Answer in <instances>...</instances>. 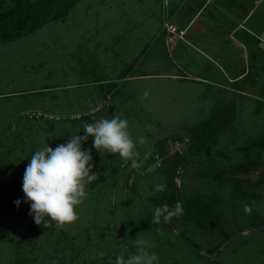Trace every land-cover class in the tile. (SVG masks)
<instances>
[{"label": "rangeland", "instance_id": "1", "mask_svg": "<svg viewBox=\"0 0 264 264\" xmlns=\"http://www.w3.org/2000/svg\"><path fill=\"white\" fill-rule=\"evenodd\" d=\"M13 4L0 0V12ZM196 10L197 0H76L66 16L0 43V92L25 93L19 96L24 102L19 108H12L13 100L10 106L0 100V264H115L122 251L126 256L136 252L137 239L157 255L156 264H264V179L251 180L264 168V148L261 159L254 149L245 150L264 131V64L262 69L249 66V72L235 77L230 93L211 95L205 89L200 98L196 77L202 58L180 38L197 33L201 19L197 22L196 15L186 32L190 22L183 17H192ZM166 25L175 30L168 31ZM182 72L189 79L181 78ZM207 77L224 80L216 67ZM103 79L105 84L97 85ZM95 93L102 95L93 97ZM109 94L108 106L80 118L55 121L24 113L78 115L95 109ZM83 97L89 103L79 104ZM69 98L77 107L64 108ZM223 99L232 104L221 108L230 118L213 135L211 161L189 146L182 156L191 162L179 177L180 166L176 168L175 184H169L166 171H173V164L164 152L173 140L189 138L190 128L206 122L212 105ZM114 115L129 121L139 167L98 152L89 137L82 149L91 150L98 179L87 188L80 219L64 228L47 217L48 227L43 221L37 225L22 191L31 156L46 144L55 149L72 135L83 136L84 123ZM141 136L143 145L138 143ZM256 157L260 164L251 179L232 178L226 169L220 174L212 167ZM156 161L158 167L149 173ZM159 183L167 185L165 192L155 191ZM197 196V212L182 210L172 218V227L163 219L151 223L155 207L166 203L171 208ZM204 203L206 209L200 211ZM230 233L238 235L221 248Z\"/></svg>", "mask_w": 264, "mask_h": 264}, {"label": "clouds", "instance_id": "2", "mask_svg": "<svg viewBox=\"0 0 264 264\" xmlns=\"http://www.w3.org/2000/svg\"><path fill=\"white\" fill-rule=\"evenodd\" d=\"M147 98L148 93H144ZM151 127V125H147ZM84 135H72L66 144H59L55 149L46 144L31 156L25 169L22 191L25 202L31 206L30 215L35 223L40 225L43 221L48 227L47 217L58 228H64L76 223L79 219V207L88 197L87 188L98 179L92 169L91 150H83L82 144L89 137L93 138V147L98 152L118 155L124 164L131 162L132 168L139 167V151L129 131V121L114 115L111 119H95L92 123L83 124ZM146 142L143 136L138 143ZM149 173L151 168L147 170ZM142 175L144 173H141ZM167 185L159 183L155 191L163 193ZM21 201L17 200L19 207ZM246 214L251 213V208L245 204ZM182 214V206L177 203L169 207L166 203L155 207L151 223H169L173 217ZM163 235V233H160ZM158 257L149 250L147 242L136 240V252L125 255L122 251L115 259V264H156Z\"/></svg>", "mask_w": 264, "mask_h": 264}, {"label": "crops", "instance_id": "3", "mask_svg": "<svg viewBox=\"0 0 264 264\" xmlns=\"http://www.w3.org/2000/svg\"><path fill=\"white\" fill-rule=\"evenodd\" d=\"M196 15L197 22L198 19H201L200 23H197V33L193 32L190 36L191 39L188 37L190 34L184 37L180 36V38L187 42V44H191L197 50V55H200L202 58L201 62L197 61L199 70H197L196 78L200 86L198 89V91L200 90L199 97H202L204 91H206L205 89H208L211 95H213L212 92L216 93V91H220L224 96L233 91L230 87L231 81L235 77L239 78V75H243L245 70L249 72V66L254 65L261 69L263 68L264 0H197V10L193 16L189 18L183 16L190 22L186 26V32L188 29L190 31L192 26L191 22H193ZM236 59L237 61L234 62ZM212 67L218 68L224 80L207 77V71L210 72ZM184 72H182L184 76H181V78L189 79L186 78L188 75ZM139 76H147V74H141ZM105 82L106 80L104 79L99 80L97 85H104ZM93 84L95 85V82ZM101 93L108 94L106 91ZM101 93H95L92 96L98 97L99 94L102 95ZM24 94V91L16 90L0 92V98H3L0 100L7 101L8 106L11 105L12 108H19L22 107L23 102L19 101V96ZM10 100H13V103L11 102L9 105ZM81 102H79L81 105L89 103L85 97L82 98ZM228 102V99H223L217 104L212 105L209 114L217 106L231 108L232 104ZM59 103L62 104V102ZM76 105L69 98L64 103V108L77 107ZM49 106L52 108L53 105L49 104ZM224 112H226V109H224Z\"/></svg>", "mask_w": 264, "mask_h": 264}, {"label": "trees", "instance_id": "4", "mask_svg": "<svg viewBox=\"0 0 264 264\" xmlns=\"http://www.w3.org/2000/svg\"><path fill=\"white\" fill-rule=\"evenodd\" d=\"M76 0H37L33 3L28 2L27 0H14V4L5 10L0 12V43H10L18 38L28 35L37 28L41 27L45 23L51 20H57L61 17L66 16L68 8L74 4ZM56 3V4H55ZM222 107L214 108L206 122L196 124L190 128L189 143L185 149L187 151L188 147L194 149L195 151L203 152V157L211 161L212 156V142L214 141L213 135L219 130V126L225 124V120L230 117L227 116V113L223 115L221 112ZM172 138L168 137L166 140H171ZM264 148V131L259 133L256 137L251 138V140L245 145V150L256 151V155L260 157ZM166 152H164L165 154ZM182 154H172L168 158H172L173 171L167 170L166 177L169 184L174 185L176 168L181 166L185 161L189 160L186 157H183ZM261 159V157H260ZM260 159L258 157L253 159L239 160L231 163H214L213 170L216 173L222 174L221 169H226L229 172L234 174H229L232 178H247L251 179L248 176L251 171L257 169L260 164ZM213 162V161H212ZM228 175V174H227ZM264 179V168L258 176H254L251 180L253 182H259ZM200 197H192L190 199H183L181 202L182 210H188L189 212H197V201ZM200 211L206 209L205 203L202 206H198ZM234 233H230L226 236L228 239ZM220 246H217L213 250L218 249ZM212 250V251H213Z\"/></svg>", "mask_w": 264, "mask_h": 264}, {"label": "built area", "instance_id": "5", "mask_svg": "<svg viewBox=\"0 0 264 264\" xmlns=\"http://www.w3.org/2000/svg\"><path fill=\"white\" fill-rule=\"evenodd\" d=\"M165 27H166V29L168 31L175 30V28L173 26L170 27V25H166ZM109 104H110V95H107L106 98L95 109H89L88 112L78 113V115H73V114L72 115H68V116L53 115L51 113H45V112H43L41 110H37V111H35V110H28V111H25L24 113H25V116H28L30 118L36 117V118H42L44 120L62 121L64 119H74L76 117L77 118H80L83 115L84 116L85 115H89L90 113H93L95 111H98L99 109L103 108L104 106H108ZM188 143H189V138H187V137H185V138H178V139L173 140L171 142L170 146L168 147V149L166 150L165 156H170V155L176 154V153L182 154L185 151ZM155 160H157V161L160 160V159H158V156L157 155L155 156ZM157 161L150 166L151 169H152V171L154 169H156V167H158L159 163Z\"/></svg>", "mask_w": 264, "mask_h": 264}, {"label": "water", "instance_id": "6", "mask_svg": "<svg viewBox=\"0 0 264 264\" xmlns=\"http://www.w3.org/2000/svg\"><path fill=\"white\" fill-rule=\"evenodd\" d=\"M191 160H188V161H185L178 169V172H177V176L179 177L180 174H181V171L186 167V165H188V163H190ZM263 165H264V155H263ZM224 173H227V174H233L232 172H229L227 170H223ZM176 199L177 201L179 202L180 201V197H179V186H177L176 188ZM168 225L170 227H172L171 225V221L168 223ZM258 228H261L260 226ZM238 233H234L232 236H230L228 239H226L222 244H221V248L225 247L226 245H228L231 241H233L236 237H237ZM220 250V249H219Z\"/></svg>", "mask_w": 264, "mask_h": 264}]
</instances>
